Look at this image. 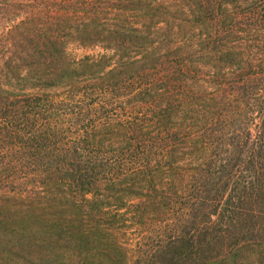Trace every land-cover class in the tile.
I'll return each instance as SVG.
<instances>
[{
	"label": "trees",
	"instance_id": "trees-1",
	"mask_svg": "<svg viewBox=\"0 0 264 264\" xmlns=\"http://www.w3.org/2000/svg\"><path fill=\"white\" fill-rule=\"evenodd\" d=\"M243 17L264 36V0H0V264L264 254Z\"/></svg>",
	"mask_w": 264,
	"mask_h": 264
},
{
	"label": "rangeland",
	"instance_id": "rangeland-1",
	"mask_svg": "<svg viewBox=\"0 0 264 264\" xmlns=\"http://www.w3.org/2000/svg\"><path fill=\"white\" fill-rule=\"evenodd\" d=\"M244 9L246 10L247 7H244ZM253 23L252 19L243 17L236 24V29L242 32L237 35L234 44L238 47L236 53L239 57L256 60L264 57V36L261 24H256L255 26ZM250 257V260L243 262L241 260V262L238 261V264H264V254H257L254 259L251 255Z\"/></svg>",
	"mask_w": 264,
	"mask_h": 264
}]
</instances>
